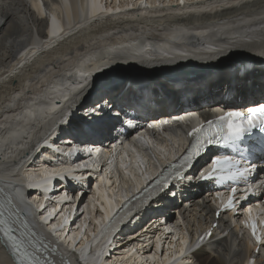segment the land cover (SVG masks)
I'll use <instances>...</instances> for the list:
<instances>
[{
    "label": "bare ground",
    "instance_id": "6f19581e",
    "mask_svg": "<svg viewBox=\"0 0 264 264\" xmlns=\"http://www.w3.org/2000/svg\"><path fill=\"white\" fill-rule=\"evenodd\" d=\"M70 1L73 12L65 7L69 23L61 32L54 17H50L49 29L46 30L45 13L37 0H0V169L10 170L8 179L17 181L31 192L35 189L49 190L53 182L61 181L57 184V193H50L45 199L48 200L46 209H43L37 191L27 196L25 208L32 215V221L38 220V229L51 245H56L61 256L70 264H191L190 255L196 258L198 264H248L251 257L254 264H264V246L259 247L257 255L254 254L255 246L245 236V230L241 227L243 222L238 218L231 219L233 227H230L226 218L221 217L218 230L225 233V237L215 239L212 236L211 243L192 251L195 242L186 230L192 226L196 229L202 218L206 219V223H201L200 227L206 226L214 213L208 198L199 195H190L184 203L174 204L180 215L176 216L175 221L171 220L170 215L165 218L170 226L159 232L153 244L149 243L150 235L140 230L138 235H129V240L123 241L122 248L128 250L108 253L107 245L114 230L124 227V218H130L126 212L128 208L119 213L124 202L133 197L135 199V194L142 192L161 170L183 153L187 144L184 138L172 137L169 132L160 136V141H152L140 139L143 136L140 134L125 141L117 148L118 153L116 148L105 149L101 152L102 156L94 153L78 165L65 160L52 163L56 161L55 152H43L44 147L39 143V138L51 129L61 115L55 116L60 111L55 102L64 99L69 100L68 104L75 102L91 79L98 78L99 83L109 78L120 79L127 74V70L138 65L160 66L164 68L158 69L161 75L166 70L173 72L182 68L189 71L199 66V59L214 62L220 54L226 55L229 49L231 53L238 52L243 60L262 59L264 0H201L195 3L185 0L187 4L184 6L178 5L177 0H171L169 5L149 0L152 7L145 14L136 12L133 0H125L124 3L114 0L121 3L118 5L121 7L113 15H110L112 11L104 10L96 2L88 17L81 0ZM78 10L82 16H79ZM117 12H120L119 15ZM249 23H252L251 27ZM126 33H139L141 36L125 39ZM202 42H206V45L203 46ZM210 44L220 50L207 53L212 50ZM107 53L113 54L110 59H107ZM74 68L77 80L72 82L75 78L72 73ZM112 72L117 73L113 75ZM100 73L102 75L98 76ZM226 83L229 84L228 95L232 98L250 94L242 100L241 108L263 103L258 99L264 92L262 64L253 73L246 71L240 74L236 71L232 74L223 69L211 81L206 78L200 83L195 81L193 85H185L187 91H196L198 86L203 89L194 95L190 93L187 96L185 92L176 94L174 88H181L182 85H167L166 98L173 103L179 97L182 102L193 98L195 103L201 99L199 94L213 99L220 97L218 90ZM142 87L129 86L122 98L126 99V107L131 109L137 102L140 104L146 96L144 94L138 98L137 93ZM123 89V86H119L118 91L109 94L118 105L123 102L116 97L122 94ZM156 98L151 96L140 110L153 108L151 106L157 102ZM96 101L88 105L92 111L88 109L86 116L82 117L91 119L89 123L102 112V108L98 112V108L92 105ZM116 108L122 112L121 106ZM172 108L170 105L163 106L159 112L165 113ZM148 114L152 116L150 121L156 120V114L151 110H148ZM160 117L163 115L157 116ZM106 137L102 136V141L93 140L95 143L104 142ZM4 149L7 150L1 152ZM32 157L37 161L32 160L30 166L28 163ZM21 158L16 167H9ZM61 169L68 171L62 175L53 174ZM87 179L94 180L87 186L89 192L86 191ZM76 181L81 186L80 192H70V187H74L72 185L68 186L69 191L62 187L76 184ZM29 184L33 187H29ZM86 193H90V199L82 207ZM148 193L141 196L145 198L143 203L153 197ZM165 193L166 199H172ZM34 194L37 198H32ZM168 204L171 202L163 203L162 209L167 208ZM76 206L82 209L81 214L76 209L77 222L75 220V225L69 226ZM50 212L52 215L48 217ZM159 212L160 208L151 214H142L133 226L156 217ZM83 213L86 216L80 220ZM257 214L258 210L252 208L247 216L254 220ZM42 217H47V221ZM111 254L114 255L110 259ZM0 264H15L1 238Z\"/></svg>",
    "mask_w": 264,
    "mask_h": 264
},
{
    "label": "snow or ice",
    "instance_id": "6c2138e0",
    "mask_svg": "<svg viewBox=\"0 0 264 264\" xmlns=\"http://www.w3.org/2000/svg\"><path fill=\"white\" fill-rule=\"evenodd\" d=\"M248 116L245 117L244 113L241 111H227L226 114L219 117V119L215 122V127L213 128L212 122L209 121L208 130L205 131L202 127L197 128L194 132L197 134L195 136V142L190 144V148L186 150V154L181 157L183 161L182 167L187 165L189 169L195 163V160L201 155L200 149L204 147L205 142L208 145H212L213 143H220L223 145L234 144L239 141L242 135L245 132H251L252 129L259 127V131L264 133V104L256 107H249L247 109ZM203 133V135H200ZM189 135H193V133H189ZM213 135L215 136V140H213ZM192 162L191 164L189 162ZM211 168L213 174L216 172H222L225 167H232L235 163L229 160L228 157H220V158H212ZM68 171L66 169H61L54 172V175H62L63 172ZM235 173L233 176L224 177L217 176V179H234ZM204 179H212V176L203 177ZM169 183L165 180L159 183V188L161 191L158 193L165 192L169 188ZM29 187H33L32 184H29ZM236 189L233 188L232 192L235 193ZM232 206V197H229L228 204L226 208H231ZM52 213H48V217H50ZM12 217L11 215L6 216L4 211H0V233L4 235V237L8 240L10 247L12 249L13 255L17 258L16 264H39L34 257H32L27 250L23 246V242L14 234L13 227L10 224ZM45 221H47V217H42ZM252 235L256 240V243L259 244L261 242L260 237L256 234V226L255 224H251ZM55 228V226H53ZM209 236L211 233L208 234ZM199 250V247L193 249V252ZM183 251V250H182ZM189 260L191 264H198L196 258L193 255L189 256Z\"/></svg>",
    "mask_w": 264,
    "mask_h": 264
},
{
    "label": "rangeland",
    "instance_id": "374dc122",
    "mask_svg": "<svg viewBox=\"0 0 264 264\" xmlns=\"http://www.w3.org/2000/svg\"><path fill=\"white\" fill-rule=\"evenodd\" d=\"M123 1H125V0H118L117 2H123ZM155 1H160V2H165V5H169V3L168 2H170L171 0H155ZM173 1V0H172ZM195 1H201V0H193V2L195 3ZM234 1V0H233ZM174 3V2H173ZM193 11H195V10H193ZM118 13V12H117ZM120 13V12H119ZM249 27H251L252 26V23H249V25H248ZM141 36V34H139V33H126L125 34V39H127V38H134V37H140ZM219 50V49H218ZM119 52H117V53H115V54H118ZM122 53V52H121ZM226 53V55H228V56H226V55H223L222 56V54H220L221 56H218V58H221V57H224V56H226L224 59H227V58H229V57H231L232 55H239V53L238 52H234V53H231V49H229V51L228 52H225ZM231 53V54H230ZM224 54V53H223ZM112 55L113 54H110V53H107V56L109 57V58H107V59H110L111 57H112ZM223 59V60H224ZM223 60H221V61H219L218 63H221ZM217 63V64H218ZM164 68H160V70H163ZM179 70H181V69H179ZM116 73L117 72H112V74L113 75H116ZM164 87V86H163ZM164 89H165V87H164ZM150 169H151V167H149ZM89 194V193H88ZM39 197V196H38ZM32 198H35V196H33ZM37 198V197H36ZM54 198H55V195H54ZM39 199V198H38ZM88 199H90V197L88 196V195H86L85 197H84V200L82 201V207L84 206V205H86V203H87V201H88ZM80 209V208H79ZM80 210H82V209H80ZM85 212V211H84ZM86 215H85V213H83V215L80 217L81 219L80 220H82L84 217H85ZM173 218H174V216H173ZM176 219V218H175ZM175 219H174V221H175ZM127 240H129V238L127 237L126 238ZM127 246V245H126Z\"/></svg>",
    "mask_w": 264,
    "mask_h": 264
}]
</instances>
